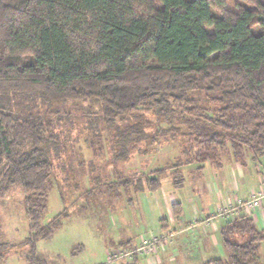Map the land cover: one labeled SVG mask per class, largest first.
Wrapping results in <instances>:
<instances>
[{
  "label": "trees",
  "instance_id": "trees-1",
  "mask_svg": "<svg viewBox=\"0 0 264 264\" xmlns=\"http://www.w3.org/2000/svg\"><path fill=\"white\" fill-rule=\"evenodd\" d=\"M243 1L256 6L234 12L225 0H0V199L15 187L24 193L29 264H41L35 244L68 217L64 211L41 224L53 182L66 173L61 156L74 129L62 104L85 112L95 157L105 148L102 131L109 133L115 166L159 143L157 136L162 144L184 140L168 167L118 170L111 184L127 194L153 193L165 177L182 188L184 167L202 153L216 169L229 152L243 167L246 151L255 163L264 155V4ZM148 115L167 128L151 133ZM117 121L128 124L120 130ZM219 234L224 257L203 264H246L264 248V231L243 213ZM13 247L0 243V263Z\"/></svg>",
  "mask_w": 264,
  "mask_h": 264
},
{
  "label": "rangeland",
  "instance_id": "rangeland-1",
  "mask_svg": "<svg viewBox=\"0 0 264 264\" xmlns=\"http://www.w3.org/2000/svg\"><path fill=\"white\" fill-rule=\"evenodd\" d=\"M257 2L264 4V0ZM153 3L159 6L156 1ZM255 6L254 2L225 0L228 11L236 12L239 7ZM212 13L218 11L212 8ZM254 31L261 32L259 28ZM207 32L212 34V28H208ZM60 109L70 112L74 129L70 140L64 142L65 152L61 156L66 173L59 175L58 181L53 182L41 224L46 225L64 211L68 217L50 239L39 240L35 244L36 256L41 264H106L109 256L115 258L131 251L132 241L138 238V234L148 232L150 236V231L157 224L154 215L161 214L156 208L160 195L166 196L173 202L189 205L191 200L197 199L194 195L198 196V200L203 198L204 189H207L206 192L215 191V183L223 172L244 174L246 177L249 175L256 177V173L258 175L264 172V156L255 163L248 151L245 152L244 167L239 162H235L229 152L220 158L221 166L217 167L218 169L214 166V160L202 153L194 165L184 167L185 183L182 188H172L171 179L165 177L161 181L159 193H155L156 196L152 198L149 192L135 195L131 189L127 194L125 190L111 184L116 181L115 173L118 170L132 175V173H149L155 169L168 167L176 162L175 158L184 145V140L162 144L161 138L158 139L157 136L159 143L148 142L141 146L140 150L137 148L131 151L126 164L115 166L107 150L106 141L109 133L102 131L105 148L100 157H95L87 142L91 139V134L88 132L89 124L87 126L81 116L85 112L77 111V107L72 103L62 104ZM146 120L150 125L151 133L155 134L167 128L166 122L157 117L149 116ZM127 124L128 121L116 122L120 130H123ZM198 150V147L194 148L195 152ZM198 168L202 169L201 174L196 170ZM257 180L260 178L257 177ZM109 182L108 188H98V184ZM191 191L194 194L192 196ZM23 201L24 193L18 187L13 188L0 199V243L14 246L8 250L0 264H29V246L24 245L29 235V221L24 214ZM152 201L155 203H151ZM145 202L148 205H144ZM149 213L151 216H147ZM216 220L212 221L216 222ZM146 257L144 254L139 259L137 255L124 256L113 264H146L145 261L149 260ZM245 263L264 264L263 246H260L258 253Z\"/></svg>",
  "mask_w": 264,
  "mask_h": 264
},
{
  "label": "crops",
  "instance_id": "crops-1",
  "mask_svg": "<svg viewBox=\"0 0 264 264\" xmlns=\"http://www.w3.org/2000/svg\"><path fill=\"white\" fill-rule=\"evenodd\" d=\"M257 177L260 180H257ZM217 180L219 183H215V191L206 192L207 189H204L205 195L201 200H198V196L191 191V196L194 195L197 199L191 200L189 205L173 202L166 196L160 195L156 208L161 214L154 215L157 221L156 227L150 231V236L148 232L138 234V238L132 241V250L128 253L137 255L139 259L143 255L138 251L140 248L146 246L152 238H164L153 253L144 254L149 259V262L145 261L146 264H189L190 262L203 264L210 260L223 258L224 252L219 231L227 220L239 217L242 213L238 212L227 218L215 219L216 222L210 219L218 208L225 206L228 202L234 199H246L250 193L259 190L264 185V172L258 175L256 173V177L252 175L246 177L244 174L230 171L223 172ZM160 189L151 193L150 198L156 196ZM198 201L201 203L199 204ZM144 205L148 204L145 202ZM255 216L256 227L264 231V200Z\"/></svg>",
  "mask_w": 264,
  "mask_h": 264
},
{
  "label": "built area",
  "instance_id": "built-area-1",
  "mask_svg": "<svg viewBox=\"0 0 264 264\" xmlns=\"http://www.w3.org/2000/svg\"><path fill=\"white\" fill-rule=\"evenodd\" d=\"M263 200L264 185L261 186L259 190L250 193L246 199H234L233 201L228 202L225 206L218 208L215 212V215L210 220L217 218H227L238 212H241L254 220L256 217V211L257 209L261 208ZM161 241L162 239L152 238L146 246L140 248L138 251H140L141 254H151L155 251L156 246H158ZM132 254L133 253H125L124 255L115 258L109 256L106 264H113L115 261L123 258L124 256H129Z\"/></svg>",
  "mask_w": 264,
  "mask_h": 264
}]
</instances>
